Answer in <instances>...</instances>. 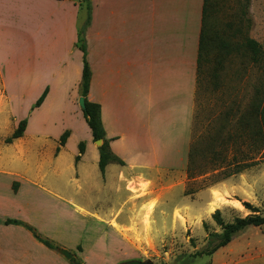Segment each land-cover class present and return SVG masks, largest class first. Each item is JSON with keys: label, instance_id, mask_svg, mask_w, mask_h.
I'll list each match as a JSON object with an SVG mask.
<instances>
[{"label": "crops", "instance_id": "0c3cea01", "mask_svg": "<svg viewBox=\"0 0 264 264\" xmlns=\"http://www.w3.org/2000/svg\"><path fill=\"white\" fill-rule=\"evenodd\" d=\"M82 1L0 0V114L4 110L15 115L17 94L28 97L30 111L23 136L6 143L18 146V160L26 169L9 175L7 194L0 191V264H72L23 226L6 223L12 219L39 228L21 214L23 206L16 199L22 187L19 178L56 196L66 213L83 223L60 236L58 245L52 240L83 264L147 259L159 251V236L172 237L178 228L183 235L202 226L212 214V202L217 209L240 212L243 203L257 208V195L264 194L251 180L253 171L244 170L190 193L201 205L177 201L188 194L205 0H91L86 31L92 72L88 100L101 105L110 148L125 163L116 164L110 175L115 163L101 172L99 146L79 104L84 62L77 42L87 19ZM46 90L43 103L33 108ZM67 116L80 118L85 152L78 162L75 158L76 171L69 180L74 196L65 197L49 187V173H59V158L77 133ZM33 127L38 132L30 140ZM66 131L70 135L61 146ZM33 145L52 149L50 155L37 158L36 170L33 158L29 160ZM130 149L132 156L126 153ZM73 155H79V145ZM86 164L98 167V173L86 172ZM11 177L16 178L14 183ZM215 192L225 203L216 199ZM263 234L264 226H250L211 256L225 252L222 264L256 261L262 257ZM210 264H215V257Z\"/></svg>", "mask_w": 264, "mask_h": 264}, {"label": "rangeland", "instance_id": "374dc122", "mask_svg": "<svg viewBox=\"0 0 264 264\" xmlns=\"http://www.w3.org/2000/svg\"><path fill=\"white\" fill-rule=\"evenodd\" d=\"M212 2L214 10L211 22L215 30L223 40L236 46L238 50L225 54L223 66L219 69L216 79L212 77L213 68L216 65L213 52L202 63L198 72L188 166L189 181L186 187L188 194L180 196L177 200L191 204L194 202L197 205H201L202 201H195L190 197V193L216 186L230 178L229 175L237 170H252L251 180L258 186L257 188L261 187L264 190V142L253 139V133L258 126H255L251 113L255 110V105L264 100V54L261 61L254 62L242 52V44L246 38L256 40L264 49V0H212ZM96 87L97 96H99L98 85ZM28 101L27 96L23 97L17 94L13 99V105L16 106L15 115H6L4 110L0 114V191H7V179L10 178L11 173H18L20 170L26 169L18 160L20 149L18 146H14L15 144L7 145L6 139L16 128L17 120L28 118L30 114V111L26 110ZM67 118L69 121L71 119L70 124L76 128L77 133L59 158V173L55 176L49 173L50 181L48 180L51 182L49 187L65 197H68L69 194L74 196V187L69 181L73 176V170L76 171L74 166L76 157L73 154L75 149H78L79 143L85 141L82 138L84 132L80 118L77 116H67ZM129 118L131 117L129 116ZM243 118H245L244 122ZM62 126L60 124V127ZM36 131V128H31L30 140ZM52 142L49 141L51 144ZM51 151L52 149L49 147H38V145H33L30 148L29 155L33 157L29 160L33 158L31 162L35 170L37 158L39 156L45 158L50 155ZM126 153L128 156L134 155L131 149ZM115 167H117L116 164L111 166L108 175L113 169H116ZM31 169L34 171L32 167ZM85 170L89 174L98 173V167L94 170L89 164L85 165ZM29 177L31 178V175ZM11 179H13V183L16 180L14 177ZM17 180L22 181L21 192L16 198L23 206L21 214L29 222L37 224L40 230L36 228L44 237L57 244L56 240L60 239V236H66L67 230L82 227L83 223L74 219L71 214H67L62 207L63 203L56 196L43 191L33 181L26 182L20 178ZM14 193L15 190H11V195L14 196ZM5 194L7 193L5 192ZM106 195L107 193L104 191L103 196ZM259 196L257 195L259 202L257 208L264 215V194ZM215 197L219 199L217 192H215ZM103 199L107 201L108 196ZM113 200H116V196H113ZM219 200L224 202L222 197ZM215 204L216 207L212 211L209 208V212L212 214L203 222L202 226L194 227L193 230L189 228L183 235L178 228L172 237L166 236L161 239L159 236L156 239L159 251L150 254L147 259L140 260H150L155 264H210L215 257V264H222L225 252L215 256H193L194 253L209 248L207 243L210 233L221 232V227L215 222L212 215L216 210H220L223 220L228 223L236 217L248 216L251 212L244 205L240 208V212H233L230 207L217 209V203L215 202ZM204 223L207 225L206 227ZM261 241L262 257L256 261L242 264H264V234L261 235ZM162 242L165 243L163 246ZM244 249L247 252L254 251V248L250 251L247 247Z\"/></svg>", "mask_w": 264, "mask_h": 264}, {"label": "trees", "instance_id": "16d2710c", "mask_svg": "<svg viewBox=\"0 0 264 264\" xmlns=\"http://www.w3.org/2000/svg\"><path fill=\"white\" fill-rule=\"evenodd\" d=\"M81 5H84L87 11V19L79 29L77 42V47L83 52L84 62L83 79L81 83V96L85 98V108L82 111L84 118L89 128L91 129L94 142H96L97 140H102V145L99 146V168L101 172L104 173L107 165L111 163L120 165H124L125 163L117 155H115L110 148V143L109 140L106 138V132L101 119V105L99 103L91 102L88 100L92 72L87 60L88 50L86 41V31L91 23V0H83ZM213 10L214 5L212 0H205L203 11V26L199 45L198 72L200 71L202 63L205 62L210 56V54L213 52L215 56L214 61L216 65L213 68L214 73L212 74V77L216 79L219 74V69L223 66L225 54H229L230 52H233L236 49L238 50V48L223 40L220 34L215 30L214 25L211 22V15L213 14ZM242 52L246 56L250 57L254 62H259L263 57L264 49L256 40L252 38H246L244 44H242ZM47 93L48 90H46L42 94V96L37 100L33 108L39 107L43 103L45 97L47 96ZM255 106V110L251 113L256 124L255 126H258V128L256 127V130L253 133V139L255 141L262 140L264 142V100L260 101ZM244 119L245 118H243V122ZM26 127L27 119L21 120L13 134L6 139V143H11L15 139L22 137L26 130ZM69 135V131H66L62 135L60 139L61 146L65 145ZM84 152L85 143L81 142L79 145V155L76 157L77 162L81 159V155L84 154ZM240 172H242V170H237L231 173L229 176L238 174ZM243 205L251 213L245 217H236L232 222L228 223H225V221L223 220L220 210L215 211V213L212 215V218L221 227V232L210 233V239H208L207 243L209 248H206L204 251H198L194 253V257H199L203 255L211 256L218 249L230 243L236 236L241 234L248 227L264 226V215L260 213L259 209L249 203H244ZM6 223L23 226L46 247L53 250H58V247L54 244L52 240L43 237L33 226L22 221L12 219L7 220ZM204 226L206 227L207 225L204 223ZM70 261L72 264H83V262L76 256L71 258Z\"/></svg>", "mask_w": 264, "mask_h": 264}, {"label": "water", "instance_id": "95a60500", "mask_svg": "<svg viewBox=\"0 0 264 264\" xmlns=\"http://www.w3.org/2000/svg\"><path fill=\"white\" fill-rule=\"evenodd\" d=\"M79 104H80V107L82 109H84L85 108V98L81 97L80 100H79ZM95 143L98 146H100V145H102V140H97ZM58 252L60 254H62L63 256H65L67 259L73 258V253L69 252L66 249L59 248ZM120 264H155V263H153L150 260H147V261H143V260H129V261H124V262H122Z\"/></svg>", "mask_w": 264, "mask_h": 264}, {"label": "bare ground", "instance_id": "6f19581e", "mask_svg": "<svg viewBox=\"0 0 264 264\" xmlns=\"http://www.w3.org/2000/svg\"><path fill=\"white\" fill-rule=\"evenodd\" d=\"M216 207V204L215 202H212L210 205H209V208L211 209V211Z\"/></svg>", "mask_w": 264, "mask_h": 264}]
</instances>
